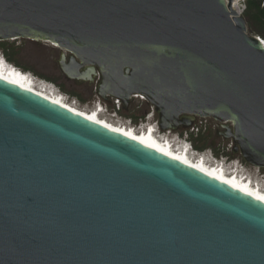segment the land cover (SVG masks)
Here are the masks:
<instances>
[{
	"label": "water",
	"instance_id": "1",
	"mask_svg": "<svg viewBox=\"0 0 264 264\" xmlns=\"http://www.w3.org/2000/svg\"><path fill=\"white\" fill-rule=\"evenodd\" d=\"M226 0H0V42L65 78L197 117L264 169V44ZM68 54V55H66ZM0 264H264V203L0 80Z\"/></svg>",
	"mask_w": 264,
	"mask_h": 264
},
{
	"label": "rangeland",
	"instance_id": "2",
	"mask_svg": "<svg viewBox=\"0 0 264 264\" xmlns=\"http://www.w3.org/2000/svg\"><path fill=\"white\" fill-rule=\"evenodd\" d=\"M251 32L252 31L248 28V33L253 35ZM5 45L7 48H9L8 54L16 62L23 66L29 67L32 71L39 75L55 79L56 84L53 85L48 83L29 73L30 76L35 78L34 80H36L38 83L51 85L55 90H58L59 93L66 96L70 101L77 102L78 108L88 111L96 110V107H98L97 104L99 103L103 107V112L106 113L103 117L106 119V121H110L111 123L115 124L116 121L127 123L138 129H143L146 125L149 126L152 124H157V114L155 117L149 119V105L140 102L138 99H132L127 107V111H123V104L121 105L120 110H118L117 106L115 105V102L118 99L110 97L108 98L109 100H103L97 96L96 86L100 81L98 74L93 76L91 81L82 82L80 84H76L74 81L67 80L60 71L57 64L61 51L56 50L51 45L45 43L37 44L22 39L16 41H5ZM0 54L3 55L1 48ZM60 87H63L68 94L63 92L62 88ZM70 92L78 94L82 100L69 95ZM207 121L208 124L206 130L203 129L200 132H195L192 135H190V133L192 131V127L195 126V123L190 128L180 127L171 134L161 131L157 124V129L159 132L158 134L160 135V138L167 137L173 141L175 145L179 146L183 143L181 138H183V140L186 138L189 139V141H192V144L193 142L197 145L207 144L209 146L204 151H202V153L195 152V157L203 154V157L205 156L206 160H208L210 164H214L217 161H222L227 168H231L236 164L241 169L243 175L250 176L253 178L255 183H258L261 187H264V169H256L254 166L247 163L240 155H235L234 157V146L233 148L230 147V141L223 140L222 138H216V131L214 130V125L216 123L215 120L210 118L207 119ZM196 124L198 125L199 123ZM186 133H188L187 136Z\"/></svg>",
	"mask_w": 264,
	"mask_h": 264
},
{
	"label": "bare ground",
	"instance_id": "3",
	"mask_svg": "<svg viewBox=\"0 0 264 264\" xmlns=\"http://www.w3.org/2000/svg\"><path fill=\"white\" fill-rule=\"evenodd\" d=\"M261 41L264 44L262 39ZM34 79L35 78L27 75L14 65L6 63L5 60L0 57V80L16 85L21 89L47 99L48 101L72 113H75L76 115H79L95 124L106 127L129 139L137 141L153 149L154 151L165 155L166 157L178 161L192 169L199 171L200 173H203L208 177H211L233 189H236L237 191H240L241 193H244L245 195H248L257 201H260L261 203H264V187H261L258 183H255L253 178L248 175L244 178L243 176L245 175H239L238 171L231 173V171H228L230 168H227V170L223 164L218 166L210 164L205 157L197 161L195 154L189 152L188 149L183 150L179 145H175L173 141L167 137L160 138L157 124L153 125L151 123L153 127H151L149 130L147 129L148 125H146L143 129H138L130 124L117 121L115 122L117 125H115L110 121H106V119L103 117L106 113L101 111V104L98 103L96 110L91 111L78 108V104L76 102L70 101L66 96L59 93L58 90H55L51 85L38 83ZM136 97H140V95H137ZM197 118L205 117L199 116ZM165 132H167V134H171L173 131L170 130ZM255 168L261 169L258 167ZM240 173H242V171Z\"/></svg>",
	"mask_w": 264,
	"mask_h": 264
},
{
	"label": "trees",
	"instance_id": "4",
	"mask_svg": "<svg viewBox=\"0 0 264 264\" xmlns=\"http://www.w3.org/2000/svg\"><path fill=\"white\" fill-rule=\"evenodd\" d=\"M262 1L263 0H253V1H251L249 3V6H248V11H247V13L245 15V20H246V23H247V27L252 31L251 33L261 37L260 39H262V38L264 39V7H262ZM0 48L2 49L3 56H4V58L6 59V61L8 63L14 65L16 68L20 69L21 71H23L25 73H31V74L39 77L40 79L48 82V83H51L53 85L56 84L55 79H51L49 77H46V76H43V75H39V74L35 73L34 71H32L29 67L23 66L20 63L16 62L8 54L9 48H7V46L5 45V42H0ZM75 83L76 84H80V83H77V82H75ZM60 88H62L63 92L68 94L63 87H60ZM69 95H72V96L77 97V98L82 100V98L78 94H76L74 92H70ZM190 142L192 144V141H190ZM192 146H193V148L195 150H197L199 152H202L209 145H207V144L197 145L196 143L193 142Z\"/></svg>",
	"mask_w": 264,
	"mask_h": 264
},
{
	"label": "built area",
	"instance_id": "5",
	"mask_svg": "<svg viewBox=\"0 0 264 264\" xmlns=\"http://www.w3.org/2000/svg\"><path fill=\"white\" fill-rule=\"evenodd\" d=\"M251 1H253V0H232L231 9L236 12V14L238 15L237 17L245 19V15H246V13L248 11V6H249V3ZM226 4L229 5V0H226ZM262 7H264V0L262 1ZM0 57H4V56L2 54H0ZM136 96L137 95L132 96L131 100L132 99H138L140 102L149 105L150 112H149L148 116L150 118L155 117V115H156L155 107L150 105L148 103L147 99L144 96H142V95H140V97H136ZM122 104L123 103L120 100H116V102H115V105L117 106L118 110H120ZM207 119H210V118H197L196 122L199 123V124L197 125L195 123V126L192 127V131H191L190 135L194 134L195 132L196 133L200 132L203 129L206 130L207 129V124H208ZM215 122L216 123L214 125V130L216 132L222 130V124L220 122H218V121H215ZM187 135H188V133H186V136ZM229 141H230V147L233 148V146H234L233 141L232 140H229ZM195 151L197 153H199V151H197V150H195Z\"/></svg>",
	"mask_w": 264,
	"mask_h": 264
},
{
	"label": "clouds",
	"instance_id": "6",
	"mask_svg": "<svg viewBox=\"0 0 264 264\" xmlns=\"http://www.w3.org/2000/svg\"><path fill=\"white\" fill-rule=\"evenodd\" d=\"M1 58L4 59V57H1ZM26 74L27 75H30L31 73L30 74L29 73H26ZM101 108H103V107H101ZM149 119H150V117H149ZM149 126H153V125H149ZM181 139H182L183 143L189 142V147H191V148L193 147L192 144H191V142L189 141V139H187V138L184 139V140H183V138H181Z\"/></svg>",
	"mask_w": 264,
	"mask_h": 264
}]
</instances>
